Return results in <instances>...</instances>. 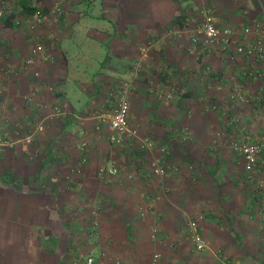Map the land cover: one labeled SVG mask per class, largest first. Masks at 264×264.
<instances>
[{
    "label": "crops",
    "instance_id": "obj_1",
    "mask_svg": "<svg viewBox=\"0 0 264 264\" xmlns=\"http://www.w3.org/2000/svg\"><path fill=\"white\" fill-rule=\"evenodd\" d=\"M21 2L10 9L25 22ZM205 3L239 44L254 38L243 28L264 29V0H38L46 11L64 9L52 28L31 33L0 20L8 71L0 75V264H72L79 255L155 264V254L157 264H264V109L229 100L234 85L260 92L262 82L243 71L264 74V64L232 47L194 52L189 34ZM122 83L129 123L153 141L150 151L109 144L98 123ZM159 90L174 98L159 100ZM246 138L263 144L258 177L231 148ZM153 158L164 177L149 173ZM111 168L120 174L103 177L117 178H100ZM195 219L208 244L201 254L186 227Z\"/></svg>",
    "mask_w": 264,
    "mask_h": 264
},
{
    "label": "built area",
    "instance_id": "obj_2",
    "mask_svg": "<svg viewBox=\"0 0 264 264\" xmlns=\"http://www.w3.org/2000/svg\"><path fill=\"white\" fill-rule=\"evenodd\" d=\"M19 0H0V20L6 21L8 18L12 17V11L10 9V4ZM192 1V0H190ZM206 4V5H205ZM202 5V7H196L198 14V25L193 27L192 32L189 34V41L193 47L194 52L199 53L204 50H210L211 48L217 47L218 51L221 53L227 48L234 49L235 53L244 55L246 57H254L258 62L264 64V29L259 25L247 26L242 29V33L254 38L247 43L239 44L236 38L238 37L236 32L232 28L221 29L217 26L214 16L211 13V9L207 3ZM63 8L60 4H56L50 10L38 9L30 16L26 17L24 21L26 22V30L35 33L37 30H43L45 28L53 26L56 19L63 15ZM11 23L14 27L22 26L23 19L21 17H13ZM190 21L185 23V27H190ZM191 28V27H190ZM185 30V28H184ZM188 32V31H187ZM38 47L33 48L32 54L36 55ZM233 58V57H232ZM31 60H27L26 64H31ZM8 74V71L4 68L0 69V75ZM205 76L211 77V71L207 68L204 71ZM243 77L252 81H261L262 88L260 92L253 97L246 96L241 87L234 85L231 89L229 100L232 103L237 104V106H248L250 104L258 105L261 109H264V74L262 72L253 70L243 71ZM128 90L129 87L122 83L119 87L114 86L110 88V96L115 99L110 111L98 117V123L103 122L108 130L107 140L108 143L115 146H122L124 143L132 144L136 149L142 151H150L154 148L153 141L142 139L139 134V129L132 126L129 123V101H128ZM157 98L162 101H171L174 96L172 93H166L159 90L156 94ZM215 105L210 106V110L214 111ZM67 109L56 108L53 115L49 116L51 118L57 115H64ZM100 127L97 125L96 130ZM44 127L40 124L35 128L36 133H42ZM184 138L188 139V133L184 130ZM26 143H30L31 139L26 138ZM86 142H79L77 145V150L85 151ZM232 150L240 156L243 162V169L249 175H254L256 172V167L258 164V157L263 151V144L260 141L253 140L251 138H246L241 142L231 143ZM164 152V151H162ZM148 170L152 176L156 178L164 177L166 169L164 164L159 159H150L148 162ZM100 178H117V177H103V176H118L120 171L117 168L111 169H100L98 172ZM132 179L134 177H126ZM127 179V180H128ZM159 197L156 198L158 200ZM99 206L92 210V216L95 217L98 214ZM96 221L93 223V229L95 231ZM187 230L189 233V238L193 246V251L197 254L204 253L208 249V244L202 233L200 231L199 222L197 219L189 220L187 222ZM157 230L152 229L151 239L155 240L157 238ZM160 255L155 254L153 256L155 264L159 260ZM72 264H95L94 259L91 256L79 255L72 260ZM219 264H231L223 259L219 260Z\"/></svg>",
    "mask_w": 264,
    "mask_h": 264
},
{
    "label": "trees",
    "instance_id": "obj_3",
    "mask_svg": "<svg viewBox=\"0 0 264 264\" xmlns=\"http://www.w3.org/2000/svg\"><path fill=\"white\" fill-rule=\"evenodd\" d=\"M20 4H21L20 5L21 9L24 12L25 18L33 14L38 9H41V7L38 6V0H34V1L33 0H22ZM13 17H19V16L12 15V17L8 18L4 22H10L11 26H13V24L10 21ZM263 193H264V189H263Z\"/></svg>",
    "mask_w": 264,
    "mask_h": 264
},
{
    "label": "rangeland",
    "instance_id": "obj_4",
    "mask_svg": "<svg viewBox=\"0 0 264 264\" xmlns=\"http://www.w3.org/2000/svg\"><path fill=\"white\" fill-rule=\"evenodd\" d=\"M63 12H64V9H63ZM24 23H26V22H24ZM53 26H51V27H48V28H52ZM258 165V164H257ZM250 176V175H249ZM253 177H258V175H255V176H253ZM197 254V253H196ZM218 264H219V262H218Z\"/></svg>",
    "mask_w": 264,
    "mask_h": 264
}]
</instances>
